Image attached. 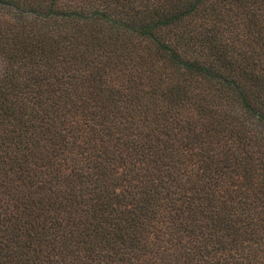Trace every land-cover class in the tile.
<instances>
[{"label": "trees", "instance_id": "1", "mask_svg": "<svg viewBox=\"0 0 264 264\" xmlns=\"http://www.w3.org/2000/svg\"><path fill=\"white\" fill-rule=\"evenodd\" d=\"M0 59V264H264V0H0Z\"/></svg>", "mask_w": 264, "mask_h": 264}, {"label": "rangeland", "instance_id": "2", "mask_svg": "<svg viewBox=\"0 0 264 264\" xmlns=\"http://www.w3.org/2000/svg\"><path fill=\"white\" fill-rule=\"evenodd\" d=\"M5 10H6V13H7V11H8V12L10 11V10L7 9V8H5ZM3 18H7V16H4ZM1 68H2V63H1V59H0V74H1Z\"/></svg>", "mask_w": 264, "mask_h": 264}]
</instances>
